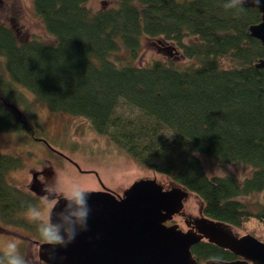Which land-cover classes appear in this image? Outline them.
<instances>
[{"label":"trees","instance_id":"trees-1","mask_svg":"<svg viewBox=\"0 0 264 264\" xmlns=\"http://www.w3.org/2000/svg\"><path fill=\"white\" fill-rule=\"evenodd\" d=\"M85 2L32 0L52 41L19 40L0 21V130H21L5 101L21 104L25 89L52 111L85 117L134 163L163 175L164 187L195 193L206 217L245 227L254 216L264 224V66H253L264 47L247 30L258 10L229 7L232 0H100L97 8ZM143 36L171 43L187 61L136 63ZM119 101L137 112L116 111ZM198 152L221 164H247L249 173L209 175ZM15 165L0 152V211L33 204L5 180ZM260 192L250 209L243 198ZM190 252L198 263L236 257L205 239ZM7 259L0 251V264Z\"/></svg>","mask_w":264,"mask_h":264},{"label":"rangeland","instance_id":"rangeland-1","mask_svg":"<svg viewBox=\"0 0 264 264\" xmlns=\"http://www.w3.org/2000/svg\"><path fill=\"white\" fill-rule=\"evenodd\" d=\"M85 3L91 8H97L101 4L100 0H86ZM0 21L9 25L19 40L30 36L44 41L53 40V36L45 31L39 17L34 13L32 0H0ZM152 58H160L177 63L187 61L180 54L178 48L171 43L160 41L157 37L143 36L135 62L144 64ZM2 62V57L0 56V71L2 70ZM20 94L23 95L24 101L21 104L19 103V105L25 111L26 115L24 117L27 118L28 123L37 131V136L44 138L51 146L69 153L80 167L95 169L105 186L114 189L117 193H121L124 187L140 177L154 176L163 184L166 183V178L163 175L137 165L121 148L108 141L103 134L94 131L85 117L63 111H52L45 103L37 100L25 89ZM115 110L126 114H135L137 112L136 109L122 101H119ZM45 147L46 144L44 142L31 139L23 130H0V152L9 154L13 160L15 157L19 159V163L16 166L5 172V180L8 183L22 186L29 176L27 172L30 167L44 165L46 169L55 171L49 189H52L56 194L64 195L71 187L76 185L82 187L98 185L94 181L92 174H79L68 163L45 154ZM44 155L52 158V162L43 160ZM197 157L204 171L209 175L231 173L241 179L249 173L250 167L244 163L227 162L221 164L201 152L197 153ZM261 195V192L253 193L243 199L250 209H255L256 202L262 199ZM54 198H46L49 201L42 198L40 200V208L36 209V212L39 214L41 212L45 213L47 203ZM44 199L47 202H42ZM200 211V198L189 191L183 201L182 213L173 216L184 227L185 224L182 221V217L184 215L199 216ZM31 215L32 211L28 210L22 216L31 220ZM244 226H230L229 229L236 235L252 230L253 235L256 237H264V224L254 216H250ZM32 237L39 238L33 234ZM17 239H20L18 235H16L15 239H11L5 233L0 232V251L5 252L9 243H15L18 249L19 245L15 242ZM21 239H23L24 244L17 250L18 255L23 258L24 264H36L38 260L36 245L29 239Z\"/></svg>","mask_w":264,"mask_h":264},{"label":"water","instance_id":"water-1","mask_svg":"<svg viewBox=\"0 0 264 264\" xmlns=\"http://www.w3.org/2000/svg\"><path fill=\"white\" fill-rule=\"evenodd\" d=\"M255 7L259 19L247 27L250 36L264 47V0H244ZM264 66V56L253 63ZM47 146L52 147L44 138ZM90 208L86 230H77L64 247L38 242L36 254L45 264H264V240L246 232L236 235L231 225L201 216L196 230H182L167 224L189 191L172 183L164 187L154 176L140 177L115 195L110 189H89ZM58 196L57 209L63 205ZM55 219V213H53ZM205 239L228 249L233 259L207 258L198 263L190 245Z\"/></svg>","mask_w":264,"mask_h":264},{"label":"flooded vegetation","instance_id":"flooded-vegetation-1","mask_svg":"<svg viewBox=\"0 0 264 264\" xmlns=\"http://www.w3.org/2000/svg\"><path fill=\"white\" fill-rule=\"evenodd\" d=\"M5 104L7 105V107L9 109H12L15 113H16V118L19 120L20 122V129L25 131L28 136L33 139V140H40L42 141L40 138L41 136H37L33 134V130H35V128L28 123L27 118H25L24 116L26 115L25 111L23 110L22 107H20L19 104L16 103H8L5 101ZM43 142V141H42ZM45 154H48L54 158H58L66 163H68L69 165L73 166L76 171L79 174H92L93 175V179L95 182L98 183V185H93V186H87L84 188L87 189H110L112 190V192L117 195V192L110 188L105 186L100 179L99 173H97V171L93 168H83L80 167V165L78 164L77 161H75V159H73L71 157V155L59 148L56 147H49L46 145L45 147ZM43 160L52 162V158H48V156L44 155ZM17 161V162H16ZM19 159L15 157L14 162L19 163L18 162ZM15 165V166H16ZM54 170L52 169H46L44 167V165H40L39 167H30L28 169V178L26 179V181L23 182L22 186H19V188L23 191H25L26 193L30 194L33 197V204L31 206H28L27 208L24 209H19L17 211H0V232L5 233L9 238L11 239H15L16 235H18L20 237V239L16 240L15 242L19 245L18 249L20 248V246H22L23 243V239L21 238H25V239H29L31 241L34 242V244L37 247L38 242L42 241L40 238V227L43 224V216L44 213L41 212L40 216L41 219H31L29 220V218H25L23 215V213L25 211L28 210H38L40 208V200L42 198H51V197H55L54 199H56L58 196L62 195V194H56L52 189H49L50 187V183L52 181V178L54 177ZM189 194V193H188ZM187 194V195H188ZM42 200V202H47L49 201V199L47 201ZM185 199V198H184ZM183 199V201H184ZM14 201L18 202L20 201V198L15 199ZM183 201H182V205H183ZM201 212V211H200ZM178 213H182V206L181 208L175 212L173 215H177ZM172 215L171 219L167 220L166 223H176L177 227H179L182 230H190V231H194L196 230L195 228V221L201 217V216H205L202 212L200 213L199 216H192V215H184L182 217V221L185 224L184 227H182L178 221H176V219L174 218V216ZM206 217V216H205ZM33 220V221H32ZM26 228H28L26 230ZM16 234V235H14ZM33 235H36L37 237H39L38 239L33 238ZM15 236V237H14ZM191 246V245H190ZM41 261H39V259L37 260V263H39Z\"/></svg>","mask_w":264,"mask_h":264},{"label":"clouds","instance_id":"clouds-1","mask_svg":"<svg viewBox=\"0 0 264 264\" xmlns=\"http://www.w3.org/2000/svg\"><path fill=\"white\" fill-rule=\"evenodd\" d=\"M258 4L259 0H255ZM244 0H232L229 7L242 6ZM90 190L76 185L71 187L60 199H63V205L57 209L59 199H53L47 203L43 216V224L40 227V238L43 243L53 247H64L70 243L77 235V230H86L87 219L90 208L88 205V196ZM55 213V219H53ZM32 219H41L39 213L32 211ZM4 254L7 256V264H24V260L17 253V245L9 243Z\"/></svg>","mask_w":264,"mask_h":264}]
</instances>
